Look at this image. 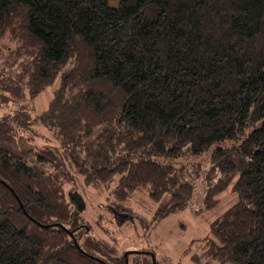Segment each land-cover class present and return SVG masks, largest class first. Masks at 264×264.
<instances>
[{
	"label": "trees",
	"instance_id": "16d2710c",
	"mask_svg": "<svg viewBox=\"0 0 264 264\" xmlns=\"http://www.w3.org/2000/svg\"><path fill=\"white\" fill-rule=\"evenodd\" d=\"M5 39L0 264H153L95 237L72 194L104 189L128 217L145 195L163 219L193 206L199 167L150 158L205 153L220 176L197 212L239 200L190 262L264 264V0H0ZM42 130L52 146L21 144Z\"/></svg>",
	"mask_w": 264,
	"mask_h": 264
},
{
	"label": "rangeland",
	"instance_id": "374dc122",
	"mask_svg": "<svg viewBox=\"0 0 264 264\" xmlns=\"http://www.w3.org/2000/svg\"><path fill=\"white\" fill-rule=\"evenodd\" d=\"M118 0H111L112 6H117ZM16 45L5 39L0 42V64L8 59V55ZM60 80L41 92L31 104V113L40 114L48 107L54 91ZM12 106L0 108V115L12 112ZM39 133V132H38ZM44 130L31 142L21 138L24 147L53 145L54 140ZM21 145V146H22ZM22 146V147H23ZM153 161L172 164L178 168L196 169L199 167L200 176L196 181L194 204L178 211H174L163 219H154L157 205L145 195L138 194L127 207L132 212V217L118 213L112 204L109 194L104 189L80 187L72 197L77 200V205L84 218L92 227L91 233L98 238H104L115 245L120 253H140L143 251L155 252L159 264H192L189 257L199 250L198 241L209 236L210 225L231 206L238 202V195L227 190L220 196V202L210 211L197 212L204 207V196L209 183L217 182L220 174L213 171V163L209 153L193 158L167 160L151 157ZM80 197V198H79ZM117 209V208H116ZM195 241V242H194ZM192 243L193 246H192ZM148 252V253H149Z\"/></svg>",
	"mask_w": 264,
	"mask_h": 264
},
{
	"label": "water",
	"instance_id": "95a60500",
	"mask_svg": "<svg viewBox=\"0 0 264 264\" xmlns=\"http://www.w3.org/2000/svg\"><path fill=\"white\" fill-rule=\"evenodd\" d=\"M80 198V197H79ZM82 201V198H80V199H76V201ZM125 256L127 257L128 256V254H125ZM152 259H153V264H156V258H155V256L152 254Z\"/></svg>",
	"mask_w": 264,
	"mask_h": 264
}]
</instances>
